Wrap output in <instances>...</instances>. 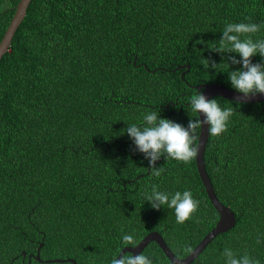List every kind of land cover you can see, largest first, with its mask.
Returning <instances> with one entry per match:
<instances>
[{
  "label": "trees",
  "instance_id": "trees-1",
  "mask_svg": "<svg viewBox=\"0 0 264 264\" xmlns=\"http://www.w3.org/2000/svg\"><path fill=\"white\" fill-rule=\"evenodd\" d=\"M19 2L0 0V42ZM226 23L262 25L252 38L264 39V0H31L0 60V264H111L123 235L134 246L151 231L186 257L212 230L219 213L196 158L161 156L154 176L125 130L151 111L187 127L197 85L232 88L241 65L227 55L238 54L210 49ZM209 57L217 69L204 68ZM212 99L233 114L209 136L206 169L237 220L191 264H225L226 247L264 264V101ZM154 184L190 190L198 210L176 223L145 200ZM142 254L172 264L155 241Z\"/></svg>",
  "mask_w": 264,
  "mask_h": 264
},
{
  "label": "clouds",
  "instance_id": "clouds-1",
  "mask_svg": "<svg viewBox=\"0 0 264 264\" xmlns=\"http://www.w3.org/2000/svg\"><path fill=\"white\" fill-rule=\"evenodd\" d=\"M261 27L262 25L256 23H226L219 45L210 47L211 51L221 54L222 57L224 54H238L239 59L235 55H227L228 62L241 65L240 68L228 73V79L232 88L245 97L249 94H264V39L252 38ZM256 54H259L262 61L253 63L252 57ZM202 65L206 69L218 67L215 60L210 57L204 58ZM190 102L192 112L198 113L199 118L189 119L187 127L171 119L161 118L159 112L151 111L143 116V125L132 124L126 128L125 131L133 141L135 150L143 153L144 158L148 159L152 175L159 177L164 171L162 167L156 166L161 156L183 163H188L196 157L199 149L194 146L195 133L197 129H202L203 125H208V133L211 136H219L227 131L229 119L233 114L232 108L222 109L216 99L206 98L200 91L191 97ZM145 200L156 210L165 205L169 209H174L178 224L191 219L200 203L194 199L190 190L169 194L159 191L155 184L152 185L150 194L145 193ZM122 241L125 245L135 243L134 237L129 234L123 235ZM257 243H260L259 237ZM222 255L225 264H260L258 259L247 253L238 257L227 247ZM111 264H153V259L142 253L125 255L121 252L119 258L115 256L112 258Z\"/></svg>",
  "mask_w": 264,
  "mask_h": 264
},
{
  "label": "water",
  "instance_id": "water-1",
  "mask_svg": "<svg viewBox=\"0 0 264 264\" xmlns=\"http://www.w3.org/2000/svg\"><path fill=\"white\" fill-rule=\"evenodd\" d=\"M31 3V0H20L18 5L16 6L15 14L8 26L1 42H0V60L7 50H9L14 35L24 20L28 7ZM187 68H190V65H185ZM183 67V66H180ZM184 72L182 73L183 76ZM198 91H202V93L206 96V98L212 99L215 96L225 97L237 102H263L264 94L257 93L255 95L249 94L245 97L242 93H239L237 90L229 88L227 86L213 83V84H199L196 86ZM203 119V117H200ZM210 134L208 133V125H203L202 129H200L199 135L197 137V144L194 146L198 147V154L196 158V164L198 167V171L201 177V180L205 186L207 194L219 213V219L216 222V225L210 230L204 238L196 245V247L186 256V257H178L170 246L165 241L164 237L159 231H151L149 232L141 241H139L134 246H125L121 250L124 254L126 252H130L131 254L142 253L145 247L152 241L157 242L162 250L165 252L167 257L170 259L172 264H191L199 255L203 252V250L208 246V244L220 233L226 232L232 229L236 223V214L231 209L230 206L226 205L223 201H221L214 189L212 180L208 174L205 164V150L206 144L209 139ZM120 252V253H121ZM119 253V255H120ZM24 254L26 252L24 251ZM119 255L117 258H119ZM36 258L43 262H52V261H62V259H49L42 260L40 257V253L36 254ZM65 261H69L72 264H77V261L74 258L64 259Z\"/></svg>",
  "mask_w": 264,
  "mask_h": 264
}]
</instances>
